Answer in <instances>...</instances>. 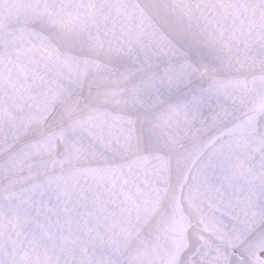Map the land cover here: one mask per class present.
I'll list each match as a JSON object with an SVG mask.
<instances>
[{
  "label": "snow or ice",
  "instance_id": "6c2138e0",
  "mask_svg": "<svg viewBox=\"0 0 264 264\" xmlns=\"http://www.w3.org/2000/svg\"><path fill=\"white\" fill-rule=\"evenodd\" d=\"M0 264H264V0H0Z\"/></svg>",
  "mask_w": 264,
  "mask_h": 264
}]
</instances>
